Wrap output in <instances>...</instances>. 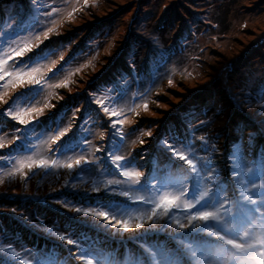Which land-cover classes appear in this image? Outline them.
<instances>
[{
	"label": "rangeland",
	"instance_id": "obj_1",
	"mask_svg": "<svg viewBox=\"0 0 264 264\" xmlns=\"http://www.w3.org/2000/svg\"><path fill=\"white\" fill-rule=\"evenodd\" d=\"M39 4L43 6L37 16L33 0H0V41L27 42L36 34H41L43 41H32L39 47L33 46L23 56L11 53L9 64H23L41 52L47 55L40 60L46 66L42 69L46 83L9 86L5 97L9 103H0V137L6 142L0 148V156L5 157L0 160V240L17 251L56 249L62 258L70 255L67 264L83 261L77 258L75 246L59 240L54 232L79 238L82 247L97 239L100 243H95V248L117 250L121 258L126 249L139 253L141 244L163 253L165 259L179 256L184 264L203 259L208 248L231 250L206 234L177 229L175 220L185 222L187 215L182 209H173L170 219L157 221L149 231H145V222L144 229L118 235H112L117 229H110L100 218L72 210L118 207L135 217L151 207L119 195L128 190V182L112 163L113 154L125 157L121 163L127 170L144 172L142 182L154 185L147 192L133 190V195L155 199L158 192L179 191L188 185L190 199L209 185L214 191L223 186L228 219L231 221L232 215L239 218L240 235L250 230L247 239L251 241L264 231V222L249 223L248 219L250 209L264 208V187L251 189L250 183H245L250 188L246 195L258 201L250 205L241 201L240 184L256 175L248 169L264 164V101L258 99L264 89V0H89L87 7H83L84 0H39ZM73 7L80 10L69 19L67 12ZM52 8L61 13L44 15ZM53 18L56 31L44 40L42 30ZM53 61L55 67L47 72ZM65 79L70 80L67 87H55ZM140 93L147 100V110ZM18 97L19 108L31 106L42 112L22 113L26 124L4 115ZM136 104L140 107L135 108ZM132 108L135 111L129 110ZM113 109L121 114H110ZM117 120L124 123L113 126ZM65 128V135L51 143L50 137ZM117 128L122 129L123 139ZM145 132L152 135H143ZM250 134H255L251 144ZM76 138L81 142L71 149ZM164 140L180 148L193 144L200 174L192 173L187 164L166 151ZM234 145H239L237 160L233 159L237 152ZM80 155L94 162L74 170L49 167L29 172L25 168L24 176H3L18 158L66 162ZM210 175L213 180L207 179ZM108 180L125 183L107 186ZM97 188L99 192L94 191ZM257 215L251 213L253 219ZM46 228H53V233ZM177 240L190 247L179 248ZM229 255L230 251H223L220 258L227 260ZM241 262L257 264L243 256L230 264Z\"/></svg>",
	"mask_w": 264,
	"mask_h": 264
},
{
	"label": "snow or ice",
	"instance_id": "obj_2",
	"mask_svg": "<svg viewBox=\"0 0 264 264\" xmlns=\"http://www.w3.org/2000/svg\"><path fill=\"white\" fill-rule=\"evenodd\" d=\"M34 4L37 5V13L39 7L43 5L39 4V0H33ZM89 0H84L83 7H87ZM77 7H73L71 11L67 12V17L70 19L73 17L74 13L78 11ZM61 10L58 8H52L51 11L45 13L44 15L48 17H53L54 14L59 15ZM37 23H43L42 21L37 20ZM47 23L50 26H47L45 30H42V36L44 40H47L50 34L54 33L57 28V21L53 18ZM24 25H22V28ZM32 41L42 43L41 34L34 35L31 40L23 42L20 40L12 39L6 41H0V81L4 83L0 84V88H3L4 91L0 92V103L8 104V100L5 97L8 95V88H16L17 85L23 86L25 83L30 85H42L46 83V72L42 69L46 66L40 64V60L47 59V55H44L42 52L37 53L35 56L30 57L29 61L21 64L19 61H14L12 64H9V60L12 59L11 53H15L16 56H23L25 52H31L32 47H39V43L32 44ZM15 44L16 47H12ZM7 45V47H5ZM63 60V56L60 57ZM56 62L53 61L51 67H47V72H51L52 68L55 67ZM35 65V66H32ZM175 71V70H173ZM8 77L7 80L5 78ZM70 80L65 79L64 81L56 84L55 87H67ZM168 84L172 85V79L168 80ZM52 87V85H47ZM38 94V93H37ZM140 99L144 100L143 108L148 109L147 100L144 98V94H139ZM34 98V97H31ZM13 100L12 104L9 105L4 115L10 116L13 119L19 121L20 124H26L28 121L24 120L22 113L36 111L37 114L42 112V109H34L29 107L27 109H21L17 106V101ZM258 99L264 101V89H261L258 93ZM100 102L99 100L97 101ZM50 105L45 104V107ZM140 104H136L135 108H139ZM135 108L129 109L130 111H135ZM261 108L264 109V103L261 104ZM104 111L109 113V108L104 107ZM113 115L119 116L121 113L113 109ZM122 125L123 120H117L115 124ZM68 131L65 128L63 131H58V133L50 137L51 143H55L60 140L62 136ZM116 133L121 136L123 139V131L121 128L116 129ZM143 135L151 136V132H145ZM255 134H250L249 144L252 143ZM19 139V137H17ZM202 141L206 142L205 137H200ZM7 143H12L8 141ZM143 143V141H141ZM162 145L166 151H169L174 154L175 158H178L179 161H183L188 165L192 173L197 175L200 174L201 167L196 162L197 158L194 156V152L191 146V143L188 144L185 148H180L175 146V142H169L168 140L162 141ZM6 142L3 137H0V148H4ZM234 148L237 149V152L233 154V159H239V145H234ZM99 151V149H98ZM112 163L116 165L117 168L121 169L120 175L125 178V181L128 182V190L122 191L119 193L120 196L129 198L132 202H140L146 205H151V207L143 213L133 217L129 213L121 210L120 208H109L107 211L96 210L95 208H85L75 207L74 210L77 213H81L84 216L98 217L100 220L108 224L109 228L117 229L116 233H111L112 235H118L122 232H129L135 229H144L145 222L148 227L145 231H149L155 227V223L159 220L166 218H171L170 213L173 209H182L187 215L185 217V222L180 220H175V227L180 230L191 229L198 234H206L210 237L216 238L220 241H223L224 244L231 246V250H224L219 247L217 248H208L202 253L203 259H198L195 264H230V261L233 259L239 260L240 256L246 258L247 261H256L257 264H264V231H261L255 235V238L251 241H248L250 230H244L243 235H240L239 232V218L236 215L231 216V221L228 219L229 214L225 208V205L228 203V196L225 195V190L223 186L214 191V186L209 185L205 188L199 189L195 194L191 195L189 199L190 188L188 185H184L180 188L179 191H168L164 190L158 192L155 199L148 195L137 194L133 195V190L139 193L141 190L144 192L149 191L154 185H151L150 181L144 180L142 182V177H145V173L141 171H129L127 170V165L122 164L121 161H124L126 158L119 155H112ZM5 159V157L0 156V160ZM203 161V164L206 166L207 161L203 158H199ZM94 161H87L83 155L77 156L76 158H69L66 162H61L55 159L46 160V159H35L33 156H26L23 158H18L15 160V163L12 164V167L3 173L4 177H15L16 175L24 176V169L27 168L29 172L33 168L48 169L51 168H67L69 170H74L78 166L87 163H93ZM251 173L256 172V175L251 181L241 180V201L247 202L250 205H257L258 201L253 199L252 196L246 195L250 191L249 187H245V183H250L251 189H259L264 187V164H262L258 169H248ZM239 176V173H237ZM154 178V177H153ZM209 180H213L214 176H209ZM261 180V184H257L255 181ZM122 180H108L106 182L107 186L113 184H122L125 183ZM3 182V179L0 178V183ZM139 186V188L137 187ZM94 191L99 192L100 189L97 188ZM114 191V190H113ZM240 204L241 202H237ZM68 207V205H64ZM242 206V205H241ZM193 209H196L193 211ZM251 213L258 214L256 219H253ZM249 223H256L257 220L264 222V208L262 207H253L250 209L248 214ZM114 221V222H113ZM232 224V227H229V224ZM172 224H169V227H172ZM48 233H53V228H46ZM54 235L58 237L59 240L65 241L67 245L75 246L78 256L77 258L83 261V264H93V260L97 261V264H184L182 259L179 256H176L172 259H165L163 253H156L153 250H149L144 245H139L140 252L133 253L130 249H126L125 255L123 258L120 257L117 250H105L97 249L93 245L81 246V240L79 238L73 239L71 234H61L60 232H54ZM238 237V238H237ZM84 240H88L87 236H83ZM5 241L0 240V264H28V261H32V264H67L66 260L62 258L59 252L56 249L49 250L47 252H40L39 250L34 249H22L17 251L7 244ZM177 245L179 248L190 247L184 244L183 240H177ZM234 250V251H232ZM223 251H230V255L227 260L221 259V253ZM192 257H196V253H191ZM243 264V262H241Z\"/></svg>",
	"mask_w": 264,
	"mask_h": 264
},
{
	"label": "trees",
	"instance_id": "obj_3",
	"mask_svg": "<svg viewBox=\"0 0 264 264\" xmlns=\"http://www.w3.org/2000/svg\"><path fill=\"white\" fill-rule=\"evenodd\" d=\"M75 140H76L77 142H75L74 144H73V143H70V145H69V147H70L71 149H73V147L77 146L78 143L81 142V139L78 140V139L76 138ZM186 143H187V142H186ZM192 145H193V144H192ZM192 145H191V146H192ZM192 147H193V146H192ZM194 152H195V151H194ZM195 153H196V152H195ZM186 170H188V169H186ZM186 172L189 173L190 171H186ZM186 175H188V174H186ZM179 177H181V176H179ZM207 179H208V178H207ZM194 211H195V210H194ZM246 223H248L247 220H246ZM19 238H20V237H19ZM19 238H17L16 240H19ZM96 240H97V239H96ZM96 240H95V242L93 241L90 245H93V246H94L95 243H97V244L100 243V242H98V240H97V241H96ZM88 244H89V243H88ZM95 246H96V245H95ZM44 252H47V251H44ZM67 256H69V258H70V255L66 254L65 257H64L65 260L68 259ZM66 261H67V260H66Z\"/></svg>",
	"mask_w": 264,
	"mask_h": 264
}]
</instances>
